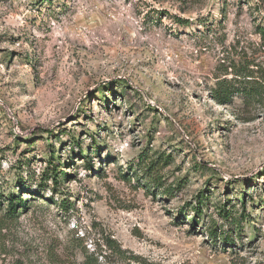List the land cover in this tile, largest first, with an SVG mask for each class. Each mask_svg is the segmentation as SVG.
Segmentation results:
<instances>
[{
  "label": "rangeland",
  "instance_id": "1",
  "mask_svg": "<svg viewBox=\"0 0 264 264\" xmlns=\"http://www.w3.org/2000/svg\"><path fill=\"white\" fill-rule=\"evenodd\" d=\"M261 28L264 0H0V264H264Z\"/></svg>",
  "mask_w": 264,
  "mask_h": 264
},
{
  "label": "trees",
  "instance_id": "2",
  "mask_svg": "<svg viewBox=\"0 0 264 264\" xmlns=\"http://www.w3.org/2000/svg\"><path fill=\"white\" fill-rule=\"evenodd\" d=\"M263 35H264V28H261L259 30ZM220 86V85H219ZM231 88L229 89L228 86H224V87H221L220 86V89L219 90H216L215 93H216V97L220 100V101H227L229 100V96L232 95V93H241V92H244V87L242 86H233L231 85L230 86ZM249 92L248 90H245V92ZM256 93V91H253ZM51 159H53V152H50V160L49 162L51 163ZM52 170H51V176H52V181H53V184L49 187L50 189H52L54 191L55 189V185H57L60 180L62 179L63 175H64V172L59 170L54 164H52ZM90 164H88L89 166ZM91 166V165H90ZM13 198V196H12ZM65 200H61L60 202V205L61 207H63L66 211L68 209V206L66 203H64ZM22 202V201H21ZM24 204V203H23ZM7 206L9 207V210L11 213H15L16 211V207H17V203L14 201V199L8 201L7 203ZM24 206V205H23ZM200 212V210L198 211V213ZM11 216H16L17 214H10ZM211 235L215 236L216 235V231L215 230H212V229H209ZM223 241L224 240H228V235L225 234L223 237H222ZM110 247L113 248V246H111V244L109 243ZM84 264H99L97 263V260H90L88 256H86L85 260H84Z\"/></svg>",
  "mask_w": 264,
  "mask_h": 264
}]
</instances>
